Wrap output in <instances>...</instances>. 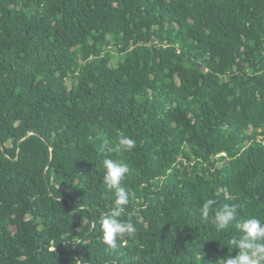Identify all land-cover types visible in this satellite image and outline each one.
<instances>
[{
    "label": "trees",
    "instance_id": "1",
    "mask_svg": "<svg viewBox=\"0 0 264 264\" xmlns=\"http://www.w3.org/2000/svg\"><path fill=\"white\" fill-rule=\"evenodd\" d=\"M105 158L129 167L119 219L136 228L115 247ZM225 205L238 215L217 230ZM250 218L264 0H0V264H223Z\"/></svg>",
    "mask_w": 264,
    "mask_h": 264
},
{
    "label": "clouds",
    "instance_id": "2",
    "mask_svg": "<svg viewBox=\"0 0 264 264\" xmlns=\"http://www.w3.org/2000/svg\"><path fill=\"white\" fill-rule=\"evenodd\" d=\"M135 146V141L121 135L117 142V150L131 151ZM105 169L103 181L108 190H115V200L108 215L100 220V229L104 244L115 247L118 240L126 235L135 233L136 228L132 222L121 221L119 218L125 212V207L129 203V193L121 186L122 181L129 172L126 163L105 158L103 160ZM213 201L209 200L200 209L202 219L207 220ZM237 208L235 205H225L215 211L213 223L217 230H224L229 227L237 218ZM241 236L239 239H232L228 244L229 253L238 249V253L233 257L221 259L223 264H264V221L258 218H250L239 223Z\"/></svg>",
    "mask_w": 264,
    "mask_h": 264
},
{
    "label": "rangeland",
    "instance_id": "3",
    "mask_svg": "<svg viewBox=\"0 0 264 264\" xmlns=\"http://www.w3.org/2000/svg\"><path fill=\"white\" fill-rule=\"evenodd\" d=\"M106 50L109 51V53L112 55V61L116 64L120 59H122V56L118 55L115 52V49L113 47H107Z\"/></svg>",
    "mask_w": 264,
    "mask_h": 264
}]
</instances>
